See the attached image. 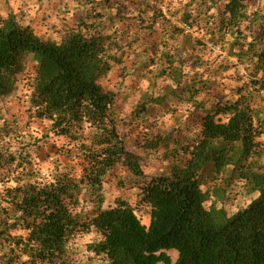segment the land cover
<instances>
[{
  "label": "clouds",
  "instance_id": "clouds-1",
  "mask_svg": "<svg viewBox=\"0 0 264 264\" xmlns=\"http://www.w3.org/2000/svg\"><path fill=\"white\" fill-rule=\"evenodd\" d=\"M185 189L214 232L264 207V0H0V264H189Z\"/></svg>",
  "mask_w": 264,
  "mask_h": 264
},
{
  "label": "trees",
  "instance_id": "trees-1",
  "mask_svg": "<svg viewBox=\"0 0 264 264\" xmlns=\"http://www.w3.org/2000/svg\"><path fill=\"white\" fill-rule=\"evenodd\" d=\"M236 127L237 124L234 122L233 129L227 130L225 134L231 136ZM217 131L225 130L215 129L209 125L210 133ZM247 132L251 146L252 126L250 124ZM256 135L258 136L260 133L257 132ZM185 194V198H182L178 203H174L159 190L155 191L154 197L161 205L159 228L163 230L171 226L174 240L190 242V245L187 246V253L191 258L189 264H203L201 257L213 250L216 252V258L209 264H220L221 256L230 257L231 264H238V262L242 264L245 256L249 257L248 264H264V207L254 208L250 215L238 218L229 225L228 229L214 232L203 218L197 221L193 215L183 213L182 205L186 208L192 207V196L187 193V189H185ZM50 199H54L56 204H59L58 197ZM25 203L27 209H31L38 206L39 200L34 198L26 200ZM112 219L111 216L105 217V222H111ZM121 222L130 225L127 219L122 218ZM45 230L52 235L61 231L56 216L52 217V222ZM242 232H246L247 235H242ZM155 234L158 236L160 232L156 231ZM141 240L142 237L139 233L129 226L125 233L116 235L114 245L131 247L137 245Z\"/></svg>",
  "mask_w": 264,
  "mask_h": 264
}]
</instances>
